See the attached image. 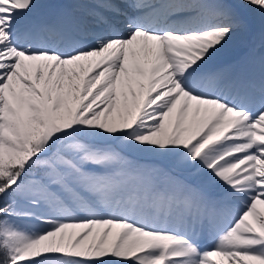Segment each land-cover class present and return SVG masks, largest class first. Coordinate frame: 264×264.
<instances>
[{
  "label": "snow or ice",
  "instance_id": "1",
  "mask_svg": "<svg viewBox=\"0 0 264 264\" xmlns=\"http://www.w3.org/2000/svg\"><path fill=\"white\" fill-rule=\"evenodd\" d=\"M0 264H264V0H0Z\"/></svg>",
  "mask_w": 264,
  "mask_h": 264
},
{
  "label": "rangeland",
  "instance_id": "2",
  "mask_svg": "<svg viewBox=\"0 0 264 264\" xmlns=\"http://www.w3.org/2000/svg\"><path fill=\"white\" fill-rule=\"evenodd\" d=\"M240 55H243V49H239L233 56H229V57H223L221 58V62H227L230 61Z\"/></svg>",
  "mask_w": 264,
  "mask_h": 264
}]
</instances>
